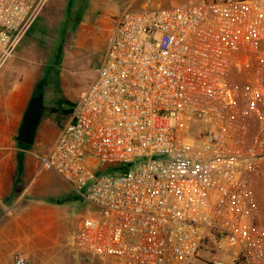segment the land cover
Returning a JSON list of instances; mask_svg holds the SVG:
<instances>
[{
    "label": "built area",
    "instance_id": "1",
    "mask_svg": "<svg viewBox=\"0 0 264 264\" xmlns=\"http://www.w3.org/2000/svg\"><path fill=\"white\" fill-rule=\"evenodd\" d=\"M47 1L0 0V70ZM41 167L98 210L71 234L76 252L228 264L214 254L236 248L230 264H259L248 185L264 169V0L122 11Z\"/></svg>",
    "mask_w": 264,
    "mask_h": 264
},
{
    "label": "rangeland",
    "instance_id": "2",
    "mask_svg": "<svg viewBox=\"0 0 264 264\" xmlns=\"http://www.w3.org/2000/svg\"><path fill=\"white\" fill-rule=\"evenodd\" d=\"M93 1L48 0L6 64L12 66L13 63H18L19 78H29L32 84L30 100L41 90L42 112L35 139L39 144L42 143L43 148H47L56 137L64 117L75 105L79 93L93 80L103 57L110 33L104 28L108 18H100L98 12H89ZM102 1L100 5L108 1L114 11H125L122 8L128 0ZM181 1L133 0L130 9L172 8L203 2L177 4ZM79 23L81 29L77 31ZM8 71L5 67L0 70V91L4 82L2 78L10 74ZM240 79L238 77L235 81ZM44 83L45 87L41 89ZM38 175L37 180L45 183L42 202L58 221L66 222L62 231L65 238L47 252V257L28 259L29 264H116L110 259L101 260L76 252L69 246L71 231L77 228L83 218L97 214L98 210L75 193L53 170L44 168ZM248 189L264 220V169L249 180ZM16 252L23 254L20 250ZM208 258L211 259V255Z\"/></svg>",
    "mask_w": 264,
    "mask_h": 264
},
{
    "label": "crops",
    "instance_id": "3",
    "mask_svg": "<svg viewBox=\"0 0 264 264\" xmlns=\"http://www.w3.org/2000/svg\"><path fill=\"white\" fill-rule=\"evenodd\" d=\"M200 1L208 0H182L177 4ZM101 2L103 1L91 2L89 12H98L100 18H108L104 28L110 32L122 10L114 11L108 1L100 5ZM132 5L133 0L125 1L122 9L133 11L130 9ZM80 29L81 23L77 25L76 30ZM5 65V70H9L10 74L2 78L4 82L0 91V264H13L12 256L19 250L31 260L47 257V252L65 238L62 231L66 222L58 221L54 213L42 202L45 183L37 180L39 172L44 169L41 167V158L50 144L43 148L42 143L36 141L35 134L29 146H23L15 140L25 109L30 102L32 84L27 77L23 76V80L19 78L18 63ZM254 205L255 218L249 233L251 236L260 235L264 243L263 215L257 205ZM75 228L71 234L77 229ZM250 241L251 239H248L247 245L255 251ZM204 252L200 256L208 259V251ZM235 253L237 249L232 248L217 251L214 255L230 264ZM262 255L259 264H264V251Z\"/></svg>",
    "mask_w": 264,
    "mask_h": 264
},
{
    "label": "water",
    "instance_id": "4",
    "mask_svg": "<svg viewBox=\"0 0 264 264\" xmlns=\"http://www.w3.org/2000/svg\"><path fill=\"white\" fill-rule=\"evenodd\" d=\"M42 110V93L35 95L28 103L18 132L16 142L23 146H29L34 138L36 127Z\"/></svg>",
    "mask_w": 264,
    "mask_h": 264
},
{
    "label": "flooded vegetation",
    "instance_id": "5",
    "mask_svg": "<svg viewBox=\"0 0 264 264\" xmlns=\"http://www.w3.org/2000/svg\"><path fill=\"white\" fill-rule=\"evenodd\" d=\"M44 87H45V84H42L40 88L44 89ZM41 112H42V110H41Z\"/></svg>",
    "mask_w": 264,
    "mask_h": 264
},
{
    "label": "trees",
    "instance_id": "6",
    "mask_svg": "<svg viewBox=\"0 0 264 264\" xmlns=\"http://www.w3.org/2000/svg\"><path fill=\"white\" fill-rule=\"evenodd\" d=\"M45 84V83H44ZM38 93H41V90L39 89V91L35 94V95H37Z\"/></svg>",
    "mask_w": 264,
    "mask_h": 264
}]
</instances>
